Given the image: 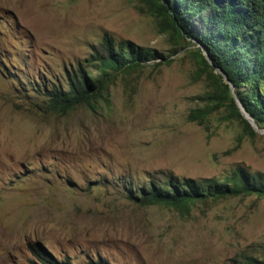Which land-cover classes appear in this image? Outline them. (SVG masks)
<instances>
[{
	"label": "rangeland",
	"instance_id": "374dc122",
	"mask_svg": "<svg viewBox=\"0 0 264 264\" xmlns=\"http://www.w3.org/2000/svg\"><path fill=\"white\" fill-rule=\"evenodd\" d=\"M106 33L172 62L117 73L94 109L51 111L46 87L66 85L80 66L97 75L88 59ZM198 47L177 44L140 0H0V264H40L35 241L72 264L263 256L264 196L209 199L189 213L128 198L127 188L167 177L264 172V129L246 134L226 107L204 123L189 119L207 103Z\"/></svg>",
	"mask_w": 264,
	"mask_h": 264
},
{
	"label": "trees",
	"instance_id": "16d2710c",
	"mask_svg": "<svg viewBox=\"0 0 264 264\" xmlns=\"http://www.w3.org/2000/svg\"><path fill=\"white\" fill-rule=\"evenodd\" d=\"M166 31H172L177 44L181 39L195 40L199 45L198 76L205 77L208 89L201 96L206 106L193 109L189 119L204 123L215 111L226 107L230 117L239 119L246 134L256 131L236 104L234 92L250 115L264 129V0H140ZM104 49L88 59L97 75L80 66L67 73V84L46 87L44 95L51 111L66 115L85 106L94 109L104 98L117 73L140 69L151 60L172 59L151 47L131 40L116 43L107 33ZM175 52L178 49H174ZM128 198L137 204H164L189 213L192 206L206 200L240 195L264 196V172H252L238 165L225 179L196 180L167 177L163 182L129 187ZM40 264H72L69 258L55 257L39 241L30 244ZM264 249V245L261 246ZM237 264H264L263 256L243 255ZM92 264H107L93 262Z\"/></svg>",
	"mask_w": 264,
	"mask_h": 264
},
{
	"label": "water",
	"instance_id": "95a60500",
	"mask_svg": "<svg viewBox=\"0 0 264 264\" xmlns=\"http://www.w3.org/2000/svg\"><path fill=\"white\" fill-rule=\"evenodd\" d=\"M223 76H224V79L226 80V82H228L232 88V91H233V94H234V98H235V101H236V104L237 106L239 107L240 109V112L242 113V115L244 116V118H246L250 124L253 126V128L257 131H261L263 128H261L258 123L254 120V118L250 115V113L247 111V109L245 108V106H243L241 100L237 97V95L235 94L234 92V85L232 84V82L230 80H228V77L225 73H223L222 71H220Z\"/></svg>",
	"mask_w": 264,
	"mask_h": 264
}]
</instances>
